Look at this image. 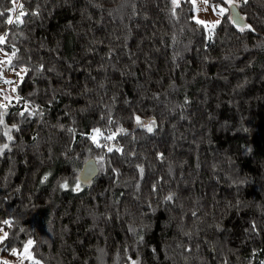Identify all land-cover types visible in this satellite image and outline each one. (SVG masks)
<instances>
[{"label": "trees", "instance_id": "16d2710c", "mask_svg": "<svg viewBox=\"0 0 264 264\" xmlns=\"http://www.w3.org/2000/svg\"><path fill=\"white\" fill-rule=\"evenodd\" d=\"M235 5L0 0V264H264V0Z\"/></svg>", "mask_w": 264, "mask_h": 264}, {"label": "rangeland", "instance_id": "374dc122", "mask_svg": "<svg viewBox=\"0 0 264 264\" xmlns=\"http://www.w3.org/2000/svg\"><path fill=\"white\" fill-rule=\"evenodd\" d=\"M178 1V0H176ZM193 9V20L202 25L207 32L213 31L215 26L219 23L223 13L226 9L240 0H189ZM220 9H224L223 12ZM10 60L9 54L5 53L0 49V64L8 62ZM5 67V66H4ZM4 68V72L0 74V105L7 106L13 99H15V90L24 75L23 69L19 71L7 70ZM78 182L73 185L72 190L78 192L82 186ZM23 257L30 260V254L28 250H24Z\"/></svg>", "mask_w": 264, "mask_h": 264}, {"label": "water", "instance_id": "95a60500", "mask_svg": "<svg viewBox=\"0 0 264 264\" xmlns=\"http://www.w3.org/2000/svg\"><path fill=\"white\" fill-rule=\"evenodd\" d=\"M229 13L231 22L235 27L245 28L246 23L240 15L236 5L229 8ZM98 173L99 170L96 161L93 158H90L83 163L77 176V182L83 188H90L93 181L97 178Z\"/></svg>", "mask_w": 264, "mask_h": 264}, {"label": "snow or ice", "instance_id": "6c2138e0", "mask_svg": "<svg viewBox=\"0 0 264 264\" xmlns=\"http://www.w3.org/2000/svg\"><path fill=\"white\" fill-rule=\"evenodd\" d=\"M173 2L175 3L176 0H173ZM205 2H206V0H205ZM225 2H228V0H225ZM220 11L223 12L224 9H220ZM2 14H3V13H0V15H2ZM18 19H19V18H18ZM8 23H12L11 19H9ZM241 30L243 31V29H241ZM2 41H3V38H0V42H2ZM14 54H15V53H13V55H14ZM21 115H23V113H21ZM137 121L139 122V118H137ZM2 122H3V121L0 120V123H2ZM96 131H98V130H96ZM148 131H152L151 127L148 128ZM8 138L11 139V136H9ZM4 147L6 148L7 145H4ZM108 150L111 151L112 149L109 148ZM63 186H64V187H67V185H63ZM78 187H79V185H77V189H78ZM167 199H171V196L167 197ZM4 223H5V224H8L9 222H8V221H4ZM7 236H8V234L5 232L4 235H3L2 237H0V243H3V241L7 238ZM31 243H32V241H28V244H29V245H30ZM25 250H27V246H26ZM15 251H16V250L13 249V254H15ZM5 264H6V262H5Z\"/></svg>", "mask_w": 264, "mask_h": 264}]
</instances>
